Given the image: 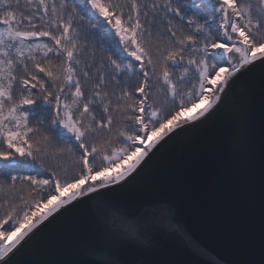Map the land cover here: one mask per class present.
Wrapping results in <instances>:
<instances>
[{"label":"snow or ice","instance_id":"6c2138e0","mask_svg":"<svg viewBox=\"0 0 264 264\" xmlns=\"http://www.w3.org/2000/svg\"><path fill=\"white\" fill-rule=\"evenodd\" d=\"M86 29L114 33L130 60L86 56ZM37 109L49 119L33 123ZM257 110L264 176V0H0V264L77 209L111 212L86 264H176L124 258L160 241L211 264L169 197L147 214L111 209L146 190L140 178L162 150L225 112L247 129L234 153L252 151Z\"/></svg>","mask_w":264,"mask_h":264},{"label":"water","instance_id":"95a60500","mask_svg":"<svg viewBox=\"0 0 264 264\" xmlns=\"http://www.w3.org/2000/svg\"><path fill=\"white\" fill-rule=\"evenodd\" d=\"M255 89L258 95V73ZM246 134V127L233 113L221 114L179 145L162 150L140 178L146 190L134 189L122 195L111 211L119 213L126 205L138 203L140 211L147 214L150 202L165 195L179 204L181 223L206 247L205 259L211 264H261L264 176L258 110L253 150L234 153L237 138ZM110 226L111 212L100 217L95 212L74 210L40 232L15 257L16 264H86L97 260L94 245L101 239L97 229ZM157 248L159 251L153 253H129L124 258L204 264L178 243L160 241Z\"/></svg>","mask_w":264,"mask_h":264},{"label":"trees","instance_id":"16d2710c","mask_svg":"<svg viewBox=\"0 0 264 264\" xmlns=\"http://www.w3.org/2000/svg\"><path fill=\"white\" fill-rule=\"evenodd\" d=\"M199 2V0H198ZM24 0H21V4L23 6ZM107 27V26H106ZM109 31H111L109 29ZM155 31V29H153ZM80 43L84 46V54L90 55L93 51H95V55L97 57V60L101 57V48H103V56L105 59V63H107V57L112 56L113 59H116L119 61L120 55H124L127 60H130V58H127V54L123 53V49L119 48V40L115 37V34L112 33L111 39H101L100 35L95 30H88L86 29V34L81 36ZM111 45V46H109ZM132 83H135V80L132 81ZM186 116V114H184ZM41 118H44L45 120L49 119V114L43 110L37 109L36 117L33 120V123H36ZM36 171H39L37 169ZM35 174V172H33ZM25 196H27V189L24 190ZM0 203H3V197L0 196ZM7 211V207H5L3 210H0V215L3 214V212ZM11 223V222H9ZM8 225H4V228H7Z\"/></svg>","mask_w":264,"mask_h":264},{"label":"rangeland","instance_id":"374dc122","mask_svg":"<svg viewBox=\"0 0 264 264\" xmlns=\"http://www.w3.org/2000/svg\"><path fill=\"white\" fill-rule=\"evenodd\" d=\"M200 104H201V103L197 104L194 108H192V109L189 111V114H190V115L194 114V111H195L197 108L200 107ZM203 106H204V105L202 104V105H201V108H202ZM192 112H193V113H192ZM9 240L11 241V240H12V237H10Z\"/></svg>","mask_w":264,"mask_h":264}]
</instances>
